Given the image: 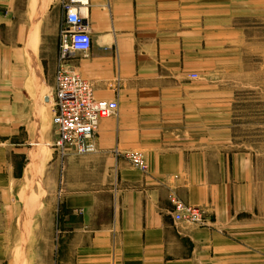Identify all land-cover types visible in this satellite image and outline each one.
<instances>
[{
	"label": "crops",
	"instance_id": "crops-1",
	"mask_svg": "<svg viewBox=\"0 0 264 264\" xmlns=\"http://www.w3.org/2000/svg\"><path fill=\"white\" fill-rule=\"evenodd\" d=\"M228 4L89 0L92 45L69 62L118 109L96 152L62 156L42 94L56 48L44 51L27 0H0V264H264L259 181L251 154L230 146L233 99L215 67L234 35L219 18ZM136 151L146 171L127 158ZM176 198L209 225L176 221Z\"/></svg>",
	"mask_w": 264,
	"mask_h": 264
},
{
	"label": "rangeland",
	"instance_id": "rangeland-1",
	"mask_svg": "<svg viewBox=\"0 0 264 264\" xmlns=\"http://www.w3.org/2000/svg\"><path fill=\"white\" fill-rule=\"evenodd\" d=\"M27 4L32 13L33 29L35 27L39 33L44 51L54 47L57 51L54 59H42L45 74L46 69H51L48 77L46 75L43 78L42 87V94L48 96L51 102L44 104V107L51 111L54 105L55 73L60 63L59 43L64 12L60 0H27ZM34 5H37V9L46 6L42 22L34 20ZM222 10L219 12L220 20L223 19L229 25L234 23V35L230 33L227 42H221L218 63L215 64L218 78L224 83V89L228 90L229 102L233 99V108L229 105L223 115L228 119L230 146L236 151L251 154L259 181L260 200L264 204V0H229L228 10ZM58 24L60 26L57 29ZM44 101L49 102L45 97ZM199 208L204 210L208 222L203 226H208V213L203 207ZM61 238L55 235L53 239L55 261Z\"/></svg>",
	"mask_w": 264,
	"mask_h": 264
},
{
	"label": "built area",
	"instance_id": "built-area-1",
	"mask_svg": "<svg viewBox=\"0 0 264 264\" xmlns=\"http://www.w3.org/2000/svg\"><path fill=\"white\" fill-rule=\"evenodd\" d=\"M89 0H65L63 4L64 23L60 31V63L55 73L54 95L52 97L53 124L56 138L53 148L60 155H77L97 151L96 131L103 118L114 115L118 109L117 100L97 99L93 85L83 78L76 66L69 62L74 52L86 54L92 45V37L85 24L84 9ZM192 77H197L196 74ZM127 158L137 168L146 171L148 164L141 151L127 153ZM173 218L199 226L207 225L204 210L176 198Z\"/></svg>",
	"mask_w": 264,
	"mask_h": 264
}]
</instances>
